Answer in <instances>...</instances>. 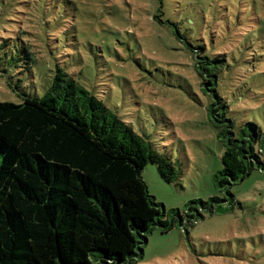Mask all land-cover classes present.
Listing matches in <instances>:
<instances>
[{"label": "rangeland", "instance_id": "374dc122", "mask_svg": "<svg viewBox=\"0 0 264 264\" xmlns=\"http://www.w3.org/2000/svg\"><path fill=\"white\" fill-rule=\"evenodd\" d=\"M173 23V25L171 24ZM220 59L218 91L236 128L264 131V0H0V100L42 95L57 63L180 163L143 177L167 210L223 196L224 146L192 49ZM228 208L167 232L132 264H264V170L231 187Z\"/></svg>", "mask_w": 264, "mask_h": 264}, {"label": "trees", "instance_id": "16d2710c", "mask_svg": "<svg viewBox=\"0 0 264 264\" xmlns=\"http://www.w3.org/2000/svg\"><path fill=\"white\" fill-rule=\"evenodd\" d=\"M192 55L224 146L213 175L224 195L167 210L143 169L156 164L173 182L180 163L57 63L42 95L0 100V264H132L156 227L187 231L205 211L234 203L231 187L264 170V131L236 128L217 88L220 59L205 47Z\"/></svg>", "mask_w": 264, "mask_h": 264}]
</instances>
